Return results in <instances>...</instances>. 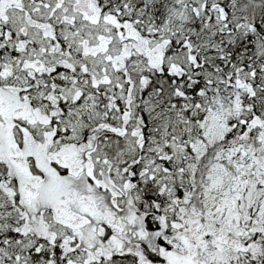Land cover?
Returning a JSON list of instances; mask_svg holds the SVG:
<instances>
[{
  "label": "snow or ice",
  "instance_id": "6c2138e0",
  "mask_svg": "<svg viewBox=\"0 0 264 264\" xmlns=\"http://www.w3.org/2000/svg\"><path fill=\"white\" fill-rule=\"evenodd\" d=\"M0 264H264V0H0Z\"/></svg>",
  "mask_w": 264,
  "mask_h": 264
}]
</instances>
